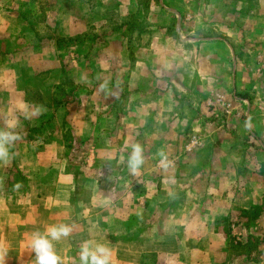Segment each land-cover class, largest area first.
I'll use <instances>...</instances> for the list:
<instances>
[{"label": "crops", "instance_id": "crops-1", "mask_svg": "<svg viewBox=\"0 0 264 264\" xmlns=\"http://www.w3.org/2000/svg\"><path fill=\"white\" fill-rule=\"evenodd\" d=\"M30 2L40 9L39 0ZM126 2L130 14L142 4ZM15 3L0 0V36L17 35L6 25ZM147 4L160 11L157 23L101 34L107 46L89 47L94 60L80 56V39L67 66L56 65L52 52L22 68L7 58L12 44L0 54V128L18 122L19 136L0 163V264H35L32 234L61 223L71 227L54 242L61 264H80L88 240L106 245L112 264H230L210 252L224 251V219L234 204L251 208L263 189L248 185L227 150L238 137L245 149L264 150V0ZM57 15L60 39L104 19ZM43 38L34 47L42 52L50 38L45 48L55 53L52 36ZM24 69L60 76L25 78ZM32 82L38 89L29 98ZM227 104L233 114L220 115ZM216 116L224 119L215 127ZM193 136L199 142L190 148ZM137 143L143 164L133 174L127 160Z\"/></svg>", "mask_w": 264, "mask_h": 264}, {"label": "rangeland", "instance_id": "rangeland-1", "mask_svg": "<svg viewBox=\"0 0 264 264\" xmlns=\"http://www.w3.org/2000/svg\"><path fill=\"white\" fill-rule=\"evenodd\" d=\"M139 1L140 3L142 2V4L139 5L140 7L137 13L130 14L128 13V11L131 6L126 2V0L125 2L122 0L120 1V3L119 0H87L85 2V5H83L82 3L80 5L78 2H76L72 5L66 6H64L63 4L54 3L52 0H39L40 9L38 7V4L36 5L34 3H31L30 0H17V3L8 5V12L12 13L15 18L11 17L6 23V25L8 24L7 28H10L13 32H16L17 35L10 36L8 34V36H0V48H5L4 50L0 51V54L3 55L6 51L13 48L14 51H10L8 52V54H6L8 55L7 58L14 59V61H17L18 65L23 68L27 64L35 62L36 58H39L38 61L40 62H45L47 57H51L53 52V60H55V64L57 65V62L60 61L62 63L64 62L63 64L67 66L71 59H77L71 51L72 49L77 48V43L80 39L84 43V46L81 49L83 50V52L80 53V56H84L86 54V59L88 61L94 60L95 57L93 55L94 53L95 55H97V50H94L92 48H90L89 50V47L93 46L94 43L96 44V47L107 46V39L101 37V34L105 35V32H113L121 28L123 25L127 26L128 28H132L133 31L139 32L140 30L156 22L158 12L160 11L155 7L152 9L153 5H148V0ZM93 8L96 9H94V13L91 14V9ZM36 10H38V17L35 16L37 12ZM63 11L87 18L93 15L94 18L98 19L102 17L104 19L96 20V23L92 25L85 34L78 38L62 37V39H60L61 37H59L57 31L59 29L58 20L61 16H58L57 14ZM55 24H57V27L55 26ZM48 36H52L53 40L51 42H53L58 48L56 49L55 53L54 51H47L45 47L48 46L47 42L50 40V38H48L47 40H43V54L41 55L42 52L38 50L39 48L34 47V45L37 44L38 41H40L41 37H44L43 39H46ZM11 37H13V39ZM241 39L245 40V38ZM9 44H12L13 47H9ZM73 44L76 47H74ZM6 46L8 47L6 48ZM38 54L40 55L36 57V55ZM40 56H42L41 59ZM261 60L264 63V56L261 57ZM261 63L262 62L260 61V65ZM92 71L93 70L88 69L86 74ZM27 72L28 71L24 69L23 76H25V78L33 77L36 79H40L43 77H51V79H55L56 76H60L58 69L54 71L51 70L50 74H48L46 71H39V74L37 76V73H35V75L33 74L32 76L30 74L31 72L28 74ZM33 82H35V79ZM33 82L28 87V90L30 91V93H28L29 98L32 94L31 92L38 89V84H34ZM56 93L58 94L60 93V91L57 90ZM216 98H218V96ZM220 108V111L222 112H219L221 113L220 115L223 114L225 116L228 115V113L233 114L232 109H235L228 104L226 106L221 105ZM216 118H218V120L215 121L216 124L213 123L215 127L218 126L217 124H221L224 117L222 116V119L221 117L216 116ZM212 128V126H209V129ZM238 139L239 140H236V143H233L231 149L227 151L231 153L230 155H233V157H237L239 159L237 170L241 174L246 173V175L249 176V178H247L249 179V182L247 183L250 184L248 185L253 187L255 186V188L257 187V191L259 189L258 187L263 185V187L261 186L263 189H259L261 192V194L259 193L260 195H255L252 198L251 202L254 203L251 207L252 209L249 208L245 210L250 211V214L246 216L243 215V211H240L238 208L239 206L234 204V208L230 210L229 215L224 219L223 222V236L226 238L224 251L218 250L217 248L219 246L215 245L212 247L210 252L215 256L219 255L222 257L225 255L230 259V264H264V150L245 149L243 147L244 141L242 140V138L238 137ZM198 148L199 147L192 151L193 158L198 157V155L200 154ZM254 158H257L256 164L254 163ZM244 159H246L247 165L245 164ZM256 170L257 173L258 171H260L261 173L260 175L257 174L256 176L258 178L261 177L260 180L258 178H255L254 176ZM248 172H251V175H249ZM250 236L258 238L259 244L255 247V249H251L248 255L244 254L248 250L246 247H241L239 249H235L232 247V244L234 242H246L248 237Z\"/></svg>", "mask_w": 264, "mask_h": 264}, {"label": "clouds", "instance_id": "clouds-1", "mask_svg": "<svg viewBox=\"0 0 264 264\" xmlns=\"http://www.w3.org/2000/svg\"><path fill=\"white\" fill-rule=\"evenodd\" d=\"M18 122H9L0 128V163L11 159V148L19 139L17 134ZM127 166L133 174L143 164V148L140 144L130 146ZM71 233L68 224H53L43 232H34L28 242V247L35 256V264H61L54 242L66 238ZM112 251L104 244L94 241H84L79 251L80 264H112Z\"/></svg>", "mask_w": 264, "mask_h": 264}, {"label": "trees", "instance_id": "trees-1", "mask_svg": "<svg viewBox=\"0 0 264 264\" xmlns=\"http://www.w3.org/2000/svg\"><path fill=\"white\" fill-rule=\"evenodd\" d=\"M252 209V208H251ZM250 214V211H243V215H248ZM257 214V213H256ZM255 216V215H254ZM255 218V217H254ZM254 243H253V242ZM231 242V241H230ZM232 243V242H231ZM259 244V240L258 238H255V237H248L247 241L246 242H234L232 244V247L235 248V249H239V248H244L246 247L248 250L244 253L245 255H248L250 253V250L251 249H255V247ZM252 246V247H251Z\"/></svg>", "mask_w": 264, "mask_h": 264}, {"label": "built area", "instance_id": "built-area-1", "mask_svg": "<svg viewBox=\"0 0 264 264\" xmlns=\"http://www.w3.org/2000/svg\"><path fill=\"white\" fill-rule=\"evenodd\" d=\"M198 137H196V136H193V137H191V139H190V148H192V147H194L196 144H198Z\"/></svg>", "mask_w": 264, "mask_h": 264}]
</instances>
